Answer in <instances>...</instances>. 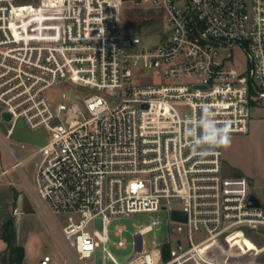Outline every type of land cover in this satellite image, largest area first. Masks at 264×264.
I'll return each instance as SVG.
<instances>
[{
  "label": "built area",
  "instance_id": "2783aa9c",
  "mask_svg": "<svg viewBox=\"0 0 264 264\" xmlns=\"http://www.w3.org/2000/svg\"><path fill=\"white\" fill-rule=\"evenodd\" d=\"M134 11L151 14L134 25ZM56 87L71 99H48ZM262 103L264 0H0V185L28 195L63 258L34 264H92L98 246L105 264L109 224L158 211L170 214L168 238L144 246L153 218L117 264H255L229 260L245 249L230 233L264 235V182L226 175L221 145L197 150L188 128L206 111L247 133ZM21 119L47 140L18 138ZM8 257L0 264H26Z\"/></svg>",
  "mask_w": 264,
  "mask_h": 264
},
{
  "label": "rangeland",
  "instance_id": "374dc122",
  "mask_svg": "<svg viewBox=\"0 0 264 264\" xmlns=\"http://www.w3.org/2000/svg\"><path fill=\"white\" fill-rule=\"evenodd\" d=\"M23 2H38L41 0H18ZM47 4L58 3V0H45ZM53 2V3H51ZM151 13H144L140 11L130 12L128 20L131 24L136 23L150 15ZM156 25L151 26L149 30H154ZM62 92H66L67 99L72 97L73 89L51 88L46 92L48 99L59 101ZM263 104V103H262ZM252 117L250 119L249 130L247 133H233L229 134L230 143L223 145L228 148L229 152L235 157L242 159L246 165L255 167L256 170H264V131L258 127L260 118L257 112L252 109ZM16 136L27 142L44 143L48 138V132L45 129L30 130L26 122L21 119L18 121L16 127ZM235 167H226L224 169L226 175L234 176L241 175L234 171ZM28 172L31 173L30 165H27ZM259 171V172H260ZM16 177L15 173H12ZM12 176V177H13ZM263 177V174H259ZM12 187L0 185V254L8 252L7 242L2 236V223L8 218H13L15 221V242L24 247L23 263L34 264L44 254H50L53 260L63 261L59 250L56 246L55 232H52L48 227V219L46 216L40 214L34 208L32 201L24 191L18 194ZM17 207L23 210L21 214H14L13 210ZM153 218H159L160 224L148 230L144 235V246L148 249L160 245L167 238L171 232L173 225L170 214L167 211L158 212H139L132 213L128 216H122L114 219L109 224L110 241L107 246L113 258H108L105 264L126 263L129 260L133 251L134 233L136 230L146 227L151 224ZM95 229H102V220L97 217L93 222ZM116 225H125L126 229L120 234H115ZM126 240L127 247L117 248L116 243L120 240ZM230 239L234 240L236 245L244 248L255 245L254 242L264 243V237L253 233L251 230L243 228L237 229L230 233ZM92 264H104L102 246H98L91 258Z\"/></svg>",
  "mask_w": 264,
  "mask_h": 264
},
{
  "label": "crops",
  "instance_id": "0c3cea01",
  "mask_svg": "<svg viewBox=\"0 0 264 264\" xmlns=\"http://www.w3.org/2000/svg\"><path fill=\"white\" fill-rule=\"evenodd\" d=\"M255 110V113L257 112L258 117L260 118V122L258 123V127L263 129L264 131V103L258 106H255L252 108ZM252 114V110H251ZM252 117V115H251ZM251 119V118H250ZM250 125V124H249ZM222 154H223V166L224 169L226 167H235L234 171L239 172L241 175H234V176H244L250 181L262 183L264 182V170H256L255 167H250L246 165L245 162H243L242 159H239L232 155L228 148H224L223 145H221ZM260 171V172H259ZM225 172V171H224ZM259 174H263L262 176H259ZM230 176V175H228ZM260 235V234H259ZM264 237V235H261ZM255 245H251L249 247H246L243 251L240 253H234L229 260L231 262L237 261L240 259L242 255H250L251 258L255 260V264H264V243L260 244L257 242H254Z\"/></svg>",
  "mask_w": 264,
  "mask_h": 264
},
{
  "label": "clouds",
  "instance_id": "9594fccd",
  "mask_svg": "<svg viewBox=\"0 0 264 264\" xmlns=\"http://www.w3.org/2000/svg\"><path fill=\"white\" fill-rule=\"evenodd\" d=\"M188 134L193 138L197 150H207L230 143L227 127L217 125L206 111L190 122Z\"/></svg>",
  "mask_w": 264,
  "mask_h": 264
},
{
  "label": "trees",
  "instance_id": "16d2710c",
  "mask_svg": "<svg viewBox=\"0 0 264 264\" xmlns=\"http://www.w3.org/2000/svg\"><path fill=\"white\" fill-rule=\"evenodd\" d=\"M2 236L7 242V250L11 262L21 263L24 257V247L15 242V221L13 218H8L2 223Z\"/></svg>",
  "mask_w": 264,
  "mask_h": 264
},
{
  "label": "water",
  "instance_id": "95a60500",
  "mask_svg": "<svg viewBox=\"0 0 264 264\" xmlns=\"http://www.w3.org/2000/svg\"><path fill=\"white\" fill-rule=\"evenodd\" d=\"M4 116L6 119L11 118V115L8 112L4 113ZM248 204L249 205H259V200L253 193L250 195ZM172 217L176 220L183 221V222L187 220V214L184 211H180V210H174L172 212Z\"/></svg>",
  "mask_w": 264,
  "mask_h": 264
}]
</instances>
